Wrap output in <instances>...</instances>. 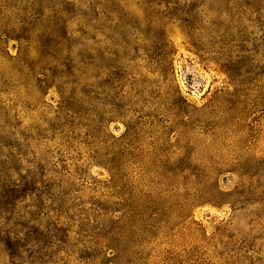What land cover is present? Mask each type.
I'll return each instance as SVG.
<instances>
[{"label":"rangeland","instance_id":"obj_1","mask_svg":"<svg viewBox=\"0 0 264 264\" xmlns=\"http://www.w3.org/2000/svg\"><path fill=\"white\" fill-rule=\"evenodd\" d=\"M0 40V163L59 180L82 233L49 264H264V0H0Z\"/></svg>","mask_w":264,"mask_h":264},{"label":"trees","instance_id":"obj_2","mask_svg":"<svg viewBox=\"0 0 264 264\" xmlns=\"http://www.w3.org/2000/svg\"><path fill=\"white\" fill-rule=\"evenodd\" d=\"M67 17L68 18L62 21L58 28L59 37H61V39L65 38L64 30L66 31L67 29L69 23L68 19H72L70 16ZM62 31L63 34H61ZM49 43H51L50 40L48 42L47 40L44 41L43 45H40L38 42L41 48L35 50L34 54L36 58L29 57L26 51L28 49L27 47L20 50L22 52L18 53V56L14 59L15 64L12 65L16 66L15 72L17 75L14 76H17L15 82H17L18 85H24L29 79L36 78V68H43L42 66H44V64H48L47 58L51 56L49 52L53 50H46ZM127 45L128 43H125V46ZM3 46L4 43L0 40V60L3 58ZM62 51V49H58V53ZM65 51L67 53L70 52L68 49H65ZM2 64L3 63L0 62V66H2ZM39 64L42 65L40 66ZM57 74L60 88H63L65 85L67 86V84L75 85L73 73L66 76L63 75L62 72ZM64 78L65 80L63 81ZM20 82L22 83L20 84ZM66 99L73 100V103H69L68 100H65L61 102L60 109L64 110L66 114L69 115L68 117H77L79 111L74 108V106H76L75 98L70 96ZM111 120H113V118L105 119V124L109 123ZM72 130H74L73 127L70 130V125L68 126L62 123L59 132L60 140L68 142L70 139L69 134L72 133ZM127 133L128 132H126L123 137H127ZM104 164L105 163H103V166H105ZM114 168L115 167L112 166L107 170L112 176V179L116 178V174H113ZM46 178L47 175L43 168H40L39 172L31 171L26 176H21L20 170L16 165L8 167L0 163V264H49L50 261L47 259V253L55 245L52 240L59 238L57 242H60L61 246H65L67 240L75 241L74 236L71 238L74 233L71 225L64 222L66 219H69L70 222H74V218L66 216L67 213L65 211L75 209V205H69V201L62 196L59 198L58 209H46L44 201L50 199L42 197L41 185L46 181L48 184L47 193H49V190H55L56 187H59V180L56 182L55 178H53V181L51 179L47 180ZM111 181L112 180H110V183H112ZM60 183L67 184V182L62 180ZM116 196L119 195L116 194ZM28 198V203H26ZM63 208H65V210H63ZM43 211H46L45 215L42 214ZM49 213H56V215L49 217ZM41 215L46 216V220L40 218L42 217ZM80 221L81 224L87 227L82 219ZM74 234L82 236L80 232ZM80 239L82 240L84 237ZM78 241L80 242V240L77 239V242ZM116 242L117 241H109L106 249L114 248ZM103 259L108 264H115L116 257L113 256L109 258L110 260H108L107 257H103Z\"/></svg>","mask_w":264,"mask_h":264}]
</instances>
